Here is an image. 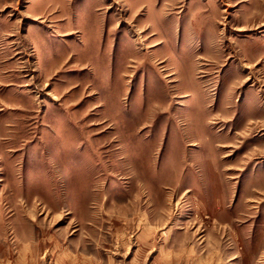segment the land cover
<instances>
[{
	"label": "rangeland",
	"instance_id": "374dc122",
	"mask_svg": "<svg viewBox=\"0 0 264 264\" xmlns=\"http://www.w3.org/2000/svg\"><path fill=\"white\" fill-rule=\"evenodd\" d=\"M0 264H264V0H0Z\"/></svg>",
	"mask_w": 264,
	"mask_h": 264
}]
</instances>
